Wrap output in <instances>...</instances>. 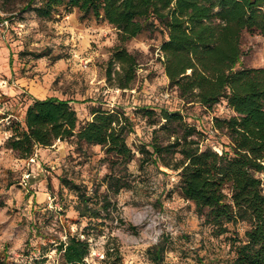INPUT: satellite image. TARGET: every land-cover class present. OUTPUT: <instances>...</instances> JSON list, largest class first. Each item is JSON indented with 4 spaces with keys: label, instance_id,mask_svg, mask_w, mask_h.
<instances>
[{
    "label": "rangeland",
    "instance_id": "rangeland-1",
    "mask_svg": "<svg viewBox=\"0 0 264 264\" xmlns=\"http://www.w3.org/2000/svg\"><path fill=\"white\" fill-rule=\"evenodd\" d=\"M26 1L0 0V202L5 204L0 206V264H34L43 258L45 264H58L52 238L81 235L88 223L78 216L77 198L62 179L92 191L109 172L101 147L78 144L75 137L39 147L29 159L6 147L12 124L22 122L31 99L48 96L70 102L78 128L97 108L121 111L133 125L127 137L135 152L128 165L133 185L113 197L119 218L90 236L87 264H106L108 248L119 252L122 264H152L147 250L158 243L165 246L163 264H229L233 240L244 237L248 224H229L226 233L216 235L182 197L177 172L153 163L140 169L138 152L154 128L143 108L179 111L200 132L202 149L228 150L225 130L214 125L217 118L234 114L226 101L206 108L179 97L163 70L159 48L164 36L159 31L143 32L123 44L137 56L136 79L130 89L111 86L105 67L120 43L116 29L77 10L40 20L32 11H22ZM240 47L235 69L264 67L261 35L244 31ZM37 53L43 56L34 58ZM259 176L264 191V171Z\"/></svg>",
    "mask_w": 264,
    "mask_h": 264
},
{
    "label": "trees",
    "instance_id": "trees-1",
    "mask_svg": "<svg viewBox=\"0 0 264 264\" xmlns=\"http://www.w3.org/2000/svg\"><path fill=\"white\" fill-rule=\"evenodd\" d=\"M73 10L117 31L120 43L112 48L105 67L109 85L132 87L138 59L123 44L143 32L159 31L164 36L159 48L163 70L179 97L206 108L226 101L234 114L217 118L214 124L229 139V149L221 153L200 147V132L181 112L143 108L154 128L151 140L138 149L139 167L153 163L176 171L182 197L195 205L216 235L226 233L229 224L247 223L244 237L233 240L235 255L229 264H264V191L259 176L264 171V67L235 69L242 54V33L256 32L264 38V0H27L22 8L40 20ZM91 114V120L78 128L68 100L33 97L5 142L22 159L31 158L39 147L72 137L78 144L99 145L104 151L109 172L94 190L62 179L77 198L78 216L88 223L83 238L70 234L65 240L52 238L58 264H87L90 236L103 233L107 221L119 218L113 197L133 185L128 171L135 158L127 144L133 131L130 118L121 111L98 108ZM164 252L165 246L158 243L147 255L152 264H163ZM104 261L122 264L112 248L106 250ZM34 264H45V259Z\"/></svg>",
    "mask_w": 264,
    "mask_h": 264
}]
</instances>
